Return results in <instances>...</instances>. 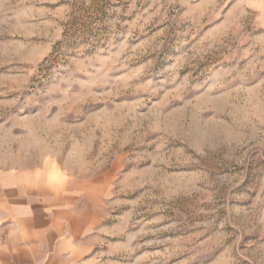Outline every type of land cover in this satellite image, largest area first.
<instances>
[{
    "label": "rangeland",
    "instance_id": "1",
    "mask_svg": "<svg viewBox=\"0 0 264 264\" xmlns=\"http://www.w3.org/2000/svg\"><path fill=\"white\" fill-rule=\"evenodd\" d=\"M43 165L104 264H264V0H0V169Z\"/></svg>",
    "mask_w": 264,
    "mask_h": 264
},
{
    "label": "crops",
    "instance_id": "2",
    "mask_svg": "<svg viewBox=\"0 0 264 264\" xmlns=\"http://www.w3.org/2000/svg\"><path fill=\"white\" fill-rule=\"evenodd\" d=\"M89 187L48 165L0 169V264H104Z\"/></svg>",
    "mask_w": 264,
    "mask_h": 264
},
{
    "label": "trees",
    "instance_id": "3",
    "mask_svg": "<svg viewBox=\"0 0 264 264\" xmlns=\"http://www.w3.org/2000/svg\"><path fill=\"white\" fill-rule=\"evenodd\" d=\"M87 29H85V31H86ZM86 34V33H85Z\"/></svg>",
    "mask_w": 264,
    "mask_h": 264
}]
</instances>
